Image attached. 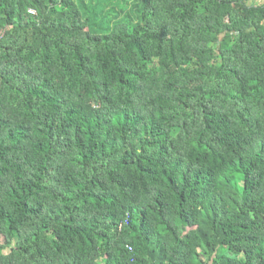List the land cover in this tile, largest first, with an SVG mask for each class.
Wrapping results in <instances>:
<instances>
[{"label": "trees", "instance_id": "16d2710c", "mask_svg": "<svg viewBox=\"0 0 264 264\" xmlns=\"http://www.w3.org/2000/svg\"><path fill=\"white\" fill-rule=\"evenodd\" d=\"M256 1L0 0V264H264Z\"/></svg>", "mask_w": 264, "mask_h": 264}, {"label": "rangeland", "instance_id": "374dc122", "mask_svg": "<svg viewBox=\"0 0 264 264\" xmlns=\"http://www.w3.org/2000/svg\"><path fill=\"white\" fill-rule=\"evenodd\" d=\"M258 4H264V2H258ZM107 15V14H106ZM110 17V18H109ZM109 17H105L104 16V25H105V27L107 28L111 23H110V21H111V16H109ZM3 239V238H2Z\"/></svg>", "mask_w": 264, "mask_h": 264}, {"label": "built area", "instance_id": "2783aa9c", "mask_svg": "<svg viewBox=\"0 0 264 264\" xmlns=\"http://www.w3.org/2000/svg\"><path fill=\"white\" fill-rule=\"evenodd\" d=\"M3 37V34L0 32V39Z\"/></svg>", "mask_w": 264, "mask_h": 264}, {"label": "crops", "instance_id": "0c3cea01", "mask_svg": "<svg viewBox=\"0 0 264 264\" xmlns=\"http://www.w3.org/2000/svg\"><path fill=\"white\" fill-rule=\"evenodd\" d=\"M257 2H264V0H257Z\"/></svg>", "mask_w": 264, "mask_h": 264}, {"label": "clouds", "instance_id": "9594fccd", "mask_svg": "<svg viewBox=\"0 0 264 264\" xmlns=\"http://www.w3.org/2000/svg\"><path fill=\"white\" fill-rule=\"evenodd\" d=\"M257 2V1H256ZM258 3V2H257ZM2 33V32H1Z\"/></svg>", "mask_w": 264, "mask_h": 264}]
</instances>
